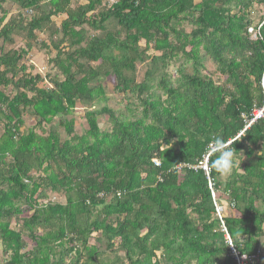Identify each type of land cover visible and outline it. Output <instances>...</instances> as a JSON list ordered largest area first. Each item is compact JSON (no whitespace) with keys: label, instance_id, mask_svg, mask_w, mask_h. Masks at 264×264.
<instances>
[{"label":"trees","instance_id":"trees-1","mask_svg":"<svg viewBox=\"0 0 264 264\" xmlns=\"http://www.w3.org/2000/svg\"><path fill=\"white\" fill-rule=\"evenodd\" d=\"M108 1L114 3L104 5ZM86 2L71 9V0H0V243L6 255L0 264H111L104 259L109 254L122 256L123 264H235L207 177L175 169L196 165L214 135L231 142L241 160L224 184L239 216L223 217L225 227L242 254L260 250L264 119L245 130L243 116L251 119L264 106V19L255 27L251 18L264 0ZM58 16L66 19L52 29ZM110 21L115 31L107 30ZM180 21L192 31H176ZM46 31L51 39L62 36L52 40L56 56L49 62L64 79L40 88L44 78L28 73L25 60L37 32ZM19 38L26 45L18 49ZM148 50L159 55L149 58ZM180 54L193 62V72L180 69L173 84L165 70ZM207 59L216 65L217 80L201 73ZM146 60L151 71L138 84L136 65ZM108 77L119 93L136 95L140 107L131 111L130 105L131 117L121 119L106 106L87 111L89 129L75 135L67 116L78 102L100 100L105 89L92 85ZM27 110L40 127L59 118L69 139L62 141L55 129L47 135L22 131ZM101 115L108 116L110 131L100 129ZM214 159L209 166L218 203L223 174L211 167ZM48 191L64 194L66 202L40 205ZM24 204L30 215L21 218L19 231L11 222ZM24 237L32 250L26 251ZM92 239L106 250L90 246Z\"/></svg>","mask_w":264,"mask_h":264},{"label":"rangeland","instance_id":"rangeland-1","mask_svg":"<svg viewBox=\"0 0 264 264\" xmlns=\"http://www.w3.org/2000/svg\"><path fill=\"white\" fill-rule=\"evenodd\" d=\"M199 1V0H196ZM114 2L111 1L104 5L113 4ZM87 4L86 0H71V9H77L80 5ZM14 9L13 14H17L18 11ZM35 15H38V12L35 13ZM251 18L253 19L254 26L259 27L260 23H262L264 19V6L263 5H254V8L252 10ZM66 19V16H58L52 18V29H58L60 30L62 22ZM28 21H30V18H28ZM173 27L176 29V31H185L187 33H190L192 31V26L185 21H180L173 24ZM106 28L108 31H115L117 29V24L115 21H110L107 23ZM88 36L96 35V33L89 31L88 28H85ZM255 36V32L253 33V38ZM37 39L34 41L33 50L29 53L28 57L25 60L26 65L29 67V72L31 75H41L44 78V82L39 84L40 88H50V81L51 79H54L56 77H59L60 80H63L64 77L61 75L59 69L54 66V64L50 63L49 61L56 56V52L53 50L51 46V42L53 41H59L61 39V35L55 36L53 39H51L49 32L44 33H38L36 35ZM171 41L172 43L178 44L179 42L176 40V36L174 34L171 35ZM45 42L46 45L49 47L48 49H45L41 46V43ZM68 42L63 43L62 48H65ZM1 45V44H0ZM26 44L21 40V38L16 39V45L15 48H22ZM141 50H145L146 43L144 41L140 44ZM3 48V47H2ZM1 49V46H0ZM69 49V48H68ZM67 49V50H68ZM76 48L70 49V52L74 51ZM3 50V49H2ZM190 48H188V51ZM159 55L158 53H155L153 50H148L146 52V56L151 58L154 56ZM204 55V53H203ZM204 68L201 70V73L208 74L213 79L217 80L220 75L216 73V65L210 60H205ZM150 62L146 60L144 63H138L136 65V75L135 79L138 84L143 83L147 72L151 69ZM184 69V73H192L193 72V62L187 61V58L184 57L182 54L178 55L177 58H174L168 63V67L165 70V73L167 75V79L171 80L173 84H175L180 79V69ZM76 71V68L74 69ZM151 71V70H150ZM80 77V76H78ZM156 77H159L156 75ZM159 79V78H158ZM222 79V78H221ZM223 80V79H222ZM221 81V80H220ZM159 83L158 80H156L157 84ZM222 83V82H221ZM154 84V83H153ZM154 84V85H155ZM101 85L105 89V95L100 98V100H96L89 106H84L80 102L76 105V107L71 111V113L67 116V121L73 122V128H74V134L77 136L85 135L89 129L87 120L85 118V114L87 111L91 110H100L103 107H108L112 111H114L118 118H130V112L128 111V107H130L131 111L134 109H138L140 107V100L136 95L133 94H121L116 90V81L113 77H108L102 79V81L97 82L93 84L92 86H98ZM155 90H157L155 88ZM11 89H7V94H10ZM157 93L160 95H163V93L159 90H157ZM163 99L165 97L163 96ZM98 124L101 130H111L112 125L109 122V118L107 115H101L98 118ZM24 120V126L22 127V131L28 132L29 130H34L37 134L40 135H47L50 131L55 129L59 136L61 137L62 141H65L66 139H69L65 128L58 126L59 118L54 119L51 123L43 124L42 127L38 126L37 119L32 115V113L27 110L23 117ZM5 124V120L1 119L0 124V136L3 133V126ZM240 158L235 159L234 161V167L233 169L237 168L240 165ZM227 175H222L221 181H222V190H221V202L218 201V206L223 209V216H239L234 206L229 202L228 199H226V195L224 193V184L229 180L230 175L232 174V171ZM49 202L52 203H62L64 204L66 202V198L64 194H54L52 192H47V198L42 199L39 201L40 205L48 204ZM259 205V203H258ZM261 206V205H259ZM22 209V216L18 219H14L11 222V226L13 229L21 230V218L28 217L30 213L28 212V205L24 204L21 206ZM98 234H94L93 237H96ZM25 243H26V251H30L33 249L34 245L30 241L29 238L24 237ZM90 242V246H96L100 251L106 250V244L101 243L97 244L93 241ZM260 250L262 251V264H264V238L261 240V247ZM6 258V255L3 253V248L0 243V261L2 262ZM106 261H108L111 264H123L124 260L121 256V260L116 259L114 255H107L104 257Z\"/></svg>","mask_w":264,"mask_h":264},{"label":"built area","instance_id":"built-area-1","mask_svg":"<svg viewBox=\"0 0 264 264\" xmlns=\"http://www.w3.org/2000/svg\"><path fill=\"white\" fill-rule=\"evenodd\" d=\"M48 1H50V0H48ZM243 117L245 118V123H246L245 130H247L258 120L264 119V106H263V108H255L252 112V118L251 119H246L245 116H243ZM243 132L238 137H240L243 134ZM230 143H228V145ZM214 151L215 150L208 152L207 155H203L202 159L196 165L180 164L177 167H175V169L178 172H182L185 169H189V170H192L195 172L202 171L205 174V176L207 177L208 186H209V189L211 191V195H212L214 205H215L216 217L220 221L221 232L225 236L226 245L230 251V255L233 258L235 264H262V251L257 250L253 254H242L239 250H237L235 244L233 243V240L231 239V237H230V235H229V233L225 227V224L223 221L224 216L222 214L223 209L218 206V203H216V194L214 192V181L211 179V168L209 166L210 158L213 155ZM153 163L157 168L161 167V163L158 160H154Z\"/></svg>","mask_w":264,"mask_h":264},{"label":"clouds","instance_id":"clouds-1","mask_svg":"<svg viewBox=\"0 0 264 264\" xmlns=\"http://www.w3.org/2000/svg\"><path fill=\"white\" fill-rule=\"evenodd\" d=\"M215 159L211 162V167L218 173L227 175L233 169L235 161L234 150L228 146V142L219 135H214L210 140V147L205 150V155L213 151Z\"/></svg>","mask_w":264,"mask_h":264}]
</instances>
